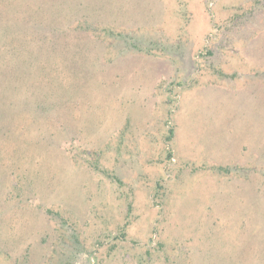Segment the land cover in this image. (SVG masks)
<instances>
[{
    "label": "rangeland",
    "instance_id": "obj_1",
    "mask_svg": "<svg viewBox=\"0 0 264 264\" xmlns=\"http://www.w3.org/2000/svg\"><path fill=\"white\" fill-rule=\"evenodd\" d=\"M0 264H264V0H0Z\"/></svg>",
    "mask_w": 264,
    "mask_h": 264
}]
</instances>
